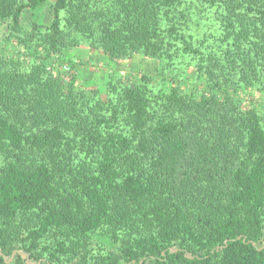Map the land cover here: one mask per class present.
Segmentation results:
<instances>
[{
  "label": "trees",
  "instance_id": "1",
  "mask_svg": "<svg viewBox=\"0 0 264 264\" xmlns=\"http://www.w3.org/2000/svg\"><path fill=\"white\" fill-rule=\"evenodd\" d=\"M201 4L218 50L190 40ZM0 21L30 26L22 51L76 29L113 59L186 53L198 82L103 96L0 51V264H264V0H0Z\"/></svg>",
  "mask_w": 264,
  "mask_h": 264
},
{
  "label": "rangeland",
  "instance_id": "2",
  "mask_svg": "<svg viewBox=\"0 0 264 264\" xmlns=\"http://www.w3.org/2000/svg\"><path fill=\"white\" fill-rule=\"evenodd\" d=\"M40 13L43 22L52 19L50 5L45 6ZM219 13L216 7L208 8V4H201L196 7L192 16H189V30L194 33L190 40L198 48L218 50L225 45L221 39L225 31L221 29ZM66 16L67 13L62 14L64 25L67 24ZM31 18V14L27 13L25 20ZM29 30L31 28L26 24L21 30L9 35L4 23L0 21V51L15 56L26 54L28 60L35 59L36 53H40L45 56L47 68L53 73H60L66 80H74L80 88L91 89L96 86L103 96L106 95L110 84L148 81L152 88L168 89V85L174 83L191 89L198 83L195 80V59L186 53L174 56L171 61L165 57L147 55L142 51L113 59L99 44L76 29L69 30L66 35L67 43L53 52L48 51L41 33L27 51H22L23 48L21 49L15 34L25 36ZM254 92L257 103L264 105V90L258 88ZM100 234L101 231H98V238Z\"/></svg>",
  "mask_w": 264,
  "mask_h": 264
}]
</instances>
